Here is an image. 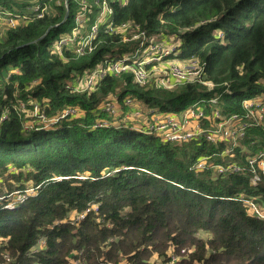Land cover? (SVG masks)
I'll list each match as a JSON object with an SVG mask.
<instances>
[{
    "label": "trees",
    "instance_id": "1",
    "mask_svg": "<svg viewBox=\"0 0 264 264\" xmlns=\"http://www.w3.org/2000/svg\"><path fill=\"white\" fill-rule=\"evenodd\" d=\"M108 1L112 14L99 26L94 50L60 56L53 43L75 26L80 0H42L56 14L41 18L30 3L0 0V9L29 18L0 36V262L169 264L176 255L175 264H264V219L248 202L264 211V178L252 183L248 161L264 153V123L249 126L229 156L225 143L163 141L113 125L99 109L117 95L161 112L199 103L209 117L213 109L243 113L246 100L264 97V0ZM127 22L172 38L177 59L201 63L214 87H141L123 74L108 75L90 93L70 88L77 72L136 47L106 29ZM35 104L44 120L32 114ZM67 107L83 114L60 118ZM101 120L110 125L97 126ZM213 164L226 171L217 174ZM28 187L34 192L9 208L8 195Z\"/></svg>",
    "mask_w": 264,
    "mask_h": 264
},
{
    "label": "built area",
    "instance_id": "2",
    "mask_svg": "<svg viewBox=\"0 0 264 264\" xmlns=\"http://www.w3.org/2000/svg\"><path fill=\"white\" fill-rule=\"evenodd\" d=\"M14 1L30 3V10L36 12L39 18L44 17L46 13L56 14L52 6L47 3L43 4L42 0ZM80 3L81 6L75 16L73 29L69 33H62L53 43L52 49L55 54L63 56L65 49H73L74 53L79 56L92 52L95 48L94 41L99 26L103 22L106 23L112 14V7L108 0H80ZM122 3H127V0H122ZM94 7H99V11L95 15L94 23L90 25L87 32H84L88 15L94 14ZM28 20V16L21 12L15 13L10 9H0V29L15 28ZM106 29L110 33L121 34L124 42L136 41V47L120 55L106 56L93 67L77 72L68 84L73 90L90 93L108 75L120 76L123 74H130L133 82L141 87L156 86L173 89L179 85L194 82L214 87L212 81L205 79L201 63L197 60L183 62L177 59L176 43L172 46L171 44L166 45V41L154 42L153 36L141 30L140 26L133 22L123 23L119 27L108 23ZM217 101L218 98L210 100L213 105ZM22 107H24L23 104ZM99 109L114 118L113 125L155 134L163 141L182 143L204 137L216 145L225 143L224 154L229 156H233V150L240 146L239 139L245 135L249 126H258L264 123V97L246 100L243 113L229 116H222L219 110L213 109L212 115L209 117L205 114L204 107L199 103L177 114L161 112L157 108L140 104L131 96H126L122 103L117 95H111L105 99ZM32 114L45 119L44 111L38 104L34 105ZM82 114L83 112L77 107H67L63 110L60 118ZM5 117L6 115L1 120ZM204 121L208 122V125H204ZM108 125H110L108 120H101L97 124L99 127ZM248 161L254 172L252 183L257 185L262 177L264 178V153L256 154ZM205 164H207V160H202L198 163V167L203 168ZM212 167L217 174L226 171L222 165L213 164ZM229 169L239 170L240 167L231 164ZM34 190L33 187H28L10 193L8 198L11 201L7 206L14 208L16 202L24 200ZM5 197L0 196V201ZM248 202L255 215L264 219L263 209L252 201ZM178 260L179 257L173 255L169 264H175ZM0 264H11V262L4 261Z\"/></svg>",
    "mask_w": 264,
    "mask_h": 264
},
{
    "label": "rangeland",
    "instance_id": "3",
    "mask_svg": "<svg viewBox=\"0 0 264 264\" xmlns=\"http://www.w3.org/2000/svg\"><path fill=\"white\" fill-rule=\"evenodd\" d=\"M5 30V28H3V29H0V36L2 37V36H4V31ZM0 37V38H1ZM153 41L155 42H162V41H166V45H175V41L174 40H172V38H170V37H163V38H154L153 39ZM169 47H171V46H169ZM240 144H242V143H240ZM241 147H243V145L241 146ZM2 182V181H1Z\"/></svg>",
    "mask_w": 264,
    "mask_h": 264
},
{
    "label": "water",
    "instance_id": "4",
    "mask_svg": "<svg viewBox=\"0 0 264 264\" xmlns=\"http://www.w3.org/2000/svg\"><path fill=\"white\" fill-rule=\"evenodd\" d=\"M68 16H69V12H67V14H66V19L68 18Z\"/></svg>",
    "mask_w": 264,
    "mask_h": 264
}]
</instances>
